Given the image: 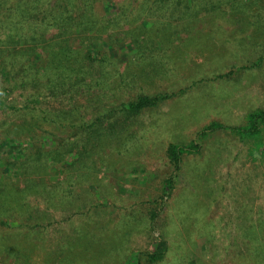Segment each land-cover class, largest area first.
I'll return each mask as SVG.
<instances>
[{"label":"rangeland","instance_id":"obj_1","mask_svg":"<svg viewBox=\"0 0 264 264\" xmlns=\"http://www.w3.org/2000/svg\"><path fill=\"white\" fill-rule=\"evenodd\" d=\"M119 1L98 6L118 17L113 35L96 45L98 59L111 62L88 66L92 79L103 78L99 86L53 94L51 86L23 89L13 71H0V99L12 107L0 106V264H264V133L257 141L209 135L200 153L183 157L171 195L164 192L173 174L169 143L188 144L211 122L243 125L250 111L264 108V64L244 68L257 53L233 40L221 50L220 28L211 33L213 52L187 48V34L169 35L167 25L144 15L151 2L121 0L127 5L121 11ZM197 27L201 39L213 29ZM20 50L8 45L0 59L29 58L37 73L49 68L50 53ZM158 93L170 97L127 122L128 132L116 124L112 148L84 156L85 165L96 160V179L91 168L70 166L83 152L58 160L63 143L85 144L71 136L81 132L79 124L139 94ZM123 136L130 138L123 143ZM161 240L166 254L152 263L148 253L162 250Z\"/></svg>","mask_w":264,"mask_h":264},{"label":"trees","instance_id":"obj_2","mask_svg":"<svg viewBox=\"0 0 264 264\" xmlns=\"http://www.w3.org/2000/svg\"><path fill=\"white\" fill-rule=\"evenodd\" d=\"M145 1L151 2V5L144 8V15L150 18L153 16L155 23L167 25L165 29L168 28L169 35L187 34L188 43L185 45L187 48L193 46L198 49L200 47L201 51L213 52L216 39L214 37L211 39V33L220 28L221 40L217 44L221 46V50L228 51L229 44L233 40V46L240 47L247 53H257L255 61L244 68L259 67L264 64V0ZM99 4L101 0H0V53H5L6 47L10 45L14 49H21L19 53L23 55L37 53L40 56V53H50L52 57L49 60V68L40 67L37 70L40 71L39 73L34 72V63L29 58L28 60L20 59V63L17 58L10 61L9 57H2L0 71L3 74L7 69L13 71L16 81L23 89L41 90L44 88L46 90L51 86L53 90L50 93L53 94L75 92L76 86L79 90L87 86L90 89L99 86L103 78L92 79L93 70H89L88 66L95 62H100V64L111 62L108 58L98 59L100 54L96 51V45L104 36H112V30L117 28L118 23L116 13L101 14L98 11ZM126 6L125 2L122 3L120 0L115 10L122 11ZM105 10L106 12L110 10V6H106ZM200 23L212 24L213 27L205 33L202 39L198 36L197 25ZM166 38L167 42H171L168 37ZM74 40L77 42V47L70 44V41ZM177 51L178 48L172 50L173 53ZM48 70H50L49 73ZM233 73L234 71L230 70L228 73H220L219 76L228 77ZM111 77L110 72L109 78ZM108 80L110 84L115 83L113 79ZM106 81L102 83L106 84ZM169 97L168 93L139 94L134 99L122 101L119 105L106 109L101 117H97L94 121L86 125L85 123L79 124L82 128L81 132L75 131L71 136L77 137L78 139L75 140L84 141L85 144L80 145L78 141L63 143L65 151L59 152L58 160L63 161L66 154L83 152V155L79 154L70 166L80 171L84 168H91L93 170L91 178L96 179L94 175L97 170L96 160L92 159L91 163L85 165L84 156L90 158L87 157L90 152L99 154L101 148L104 150L112 148L115 141H111V137L116 124L120 127L123 124L121 130L123 134L128 132L131 125L127 122L139 116L146 109L158 107ZM30 102H34L33 99H30ZM2 105L11 107L0 99V106ZM34 106L38 108L36 103ZM116 117L123 119V122L116 120ZM113 118L116 122L112 121ZM52 121V123L56 122L54 118ZM82 131L87 132L86 138L82 136ZM218 131L238 136L241 141L261 140L264 133V108L250 111L243 125L211 122L199 130L196 138L190 143H169L166 152L173 165V174L165 179L164 192L167 197L171 195L174 188V176L182 169L183 157L200 153L201 141ZM128 137L123 136V141L120 139L118 141L125 143ZM25 164L26 161L23 166ZM76 176H85V173H79ZM68 178L73 180L74 177L69 174ZM66 191L67 189H62V194ZM161 241L164 243L162 250L158 248L148 253L149 261L152 263L163 259L166 254L167 243L165 240ZM261 244L264 246V240Z\"/></svg>","mask_w":264,"mask_h":264}]
</instances>
